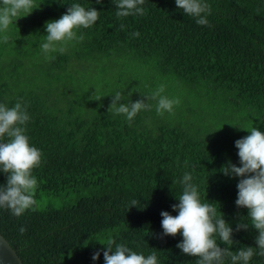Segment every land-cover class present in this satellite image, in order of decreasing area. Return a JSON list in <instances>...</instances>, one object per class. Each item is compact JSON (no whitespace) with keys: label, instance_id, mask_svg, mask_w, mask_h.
I'll list each match as a JSON object with an SVG mask.
<instances>
[{"label":"trees","instance_id":"16d2710c","mask_svg":"<svg viewBox=\"0 0 264 264\" xmlns=\"http://www.w3.org/2000/svg\"><path fill=\"white\" fill-rule=\"evenodd\" d=\"M205 2L208 25L175 0H145L143 16L124 18L116 16V0H35L39 8L0 33V103L26 106L25 134L42 153L32 173L33 209L16 217L0 208V233L23 264H105L110 239L138 254L155 252L158 264H197L176 247L182 235H163L161 226L162 211L178 214L172 205L186 172L201 201L233 229L231 250L259 252L248 209L235 204L240 177L221 170L241 166L235 141L247 130L264 132V0ZM77 3L99 11V19L78 30L82 41L46 59V22ZM161 84L162 95L180 100L171 113L158 115L152 99L131 122L109 108L117 91L118 103L135 102ZM6 181L0 172V187ZM241 223L247 230L236 231ZM249 264H264V256Z\"/></svg>","mask_w":264,"mask_h":264},{"label":"clouds","instance_id":"9594fccd","mask_svg":"<svg viewBox=\"0 0 264 264\" xmlns=\"http://www.w3.org/2000/svg\"><path fill=\"white\" fill-rule=\"evenodd\" d=\"M96 2L100 3L101 0ZM144 2L145 0H116L115 6L118 9L116 16L118 18L130 15L143 16L145 9L141 6ZM175 4L185 14L197 18V24L208 25L206 16L210 14L211 9L205 0H175ZM39 6L35 4V0H0V33H7L13 22L29 15ZM99 15L100 12L96 9L92 7L85 9L77 3L70 5L59 19L46 22V42L41 45L45 58H54L48 54L57 51L63 53L65 48L62 45L71 41H82L84 37L77 36L78 30L93 26ZM120 27L123 30L124 25L121 24ZM132 35L138 37L140 33L134 32ZM7 40L8 36L3 35V41ZM164 92L165 85L161 84L151 97L135 102L118 103L123 100V94L117 91L112 95L109 108L114 109L117 115L123 114L131 122L140 111L151 109L152 106L146 101L152 99L157 101L158 115L171 113L174 107L180 104V100L162 95ZM29 119L26 106L21 102H17L11 108L0 103V172L7 175L6 184L0 187V208L10 210L16 217H20L27 210H32L36 205L35 191L38 182L32 173L33 169L40 166L42 160L41 151L30 146L29 137L25 134L24 126ZM247 131L249 135L235 141L241 166L237 167L229 162L221 171L226 176L240 177L235 204L237 207L248 209L251 225L258 232L255 243L259 252L256 253L251 246L237 251L231 250L234 243L233 229L223 219L220 211L218 214L215 205L201 201L198 186L192 182L191 173L186 172L181 181L183 192L178 198L179 203L172 205L178 214L173 216L167 211H162L161 226L163 235L173 237L177 234L182 235L183 240L176 247L185 255L198 257L197 264H225L226 258H230L231 264H249L254 255L264 256V132L254 126ZM136 203L135 200L132 201L130 207H136ZM247 228L248 224L241 223L237 225L236 231ZM25 231L24 227L20 228L21 234ZM217 237L227 247L221 248L217 243ZM104 246L105 264H158L155 252L148 256L138 254L125 244L116 243L111 239ZM110 252L112 254H109ZM99 255V251L95 252L92 259H98Z\"/></svg>","mask_w":264,"mask_h":264},{"label":"water","instance_id":"95a60500","mask_svg":"<svg viewBox=\"0 0 264 264\" xmlns=\"http://www.w3.org/2000/svg\"><path fill=\"white\" fill-rule=\"evenodd\" d=\"M0 264H23L15 249L0 233Z\"/></svg>","mask_w":264,"mask_h":264}]
</instances>
